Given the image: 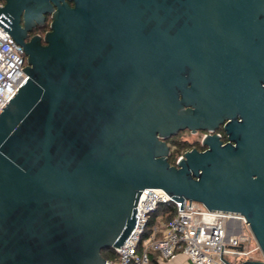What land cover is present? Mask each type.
<instances>
[{
    "label": "water",
    "instance_id": "95a60500",
    "mask_svg": "<svg viewBox=\"0 0 264 264\" xmlns=\"http://www.w3.org/2000/svg\"><path fill=\"white\" fill-rule=\"evenodd\" d=\"M49 1L44 44L0 25L27 76L0 110V264H104L144 189L240 215L263 258L244 264H264V156L208 136L170 165L166 143L221 123L188 74L264 71V0Z\"/></svg>",
    "mask_w": 264,
    "mask_h": 264
},
{
    "label": "built area",
    "instance_id": "2783aa9c",
    "mask_svg": "<svg viewBox=\"0 0 264 264\" xmlns=\"http://www.w3.org/2000/svg\"><path fill=\"white\" fill-rule=\"evenodd\" d=\"M25 66L23 48L0 28V110L26 81L22 70ZM179 205L180 202L160 189L142 190L135 207L133 230L119 248H113L116 259L105 260L104 264H150V253H155L160 261L181 253L191 264H244L263 260L240 215L210 211L187 199H183L182 209ZM162 207H172L173 215L167 221L158 218L157 225L144 236L150 216Z\"/></svg>",
    "mask_w": 264,
    "mask_h": 264
},
{
    "label": "flooded vegetation",
    "instance_id": "af4514ba",
    "mask_svg": "<svg viewBox=\"0 0 264 264\" xmlns=\"http://www.w3.org/2000/svg\"><path fill=\"white\" fill-rule=\"evenodd\" d=\"M66 2L73 7L72 2ZM36 3L32 0H0V25L7 29L26 28L23 34L24 42L38 36L44 44V34L50 30L52 15L58 7L52 1H43V8L40 10L42 19L35 20ZM25 18L31 19L32 24L24 25ZM234 68L232 63L228 70L218 72L213 83L204 79L194 80L188 74L185 89L191 104L195 106V94L197 98L204 100L206 108L219 112L221 123L213 132H178L166 142L169 155L173 149L172 142L180 140L191 145L185 152H204L208 149L203 143L204 140L208 136H215L220 147H239L246 141L250 144L252 154L264 156V71H238ZM227 129H230V134Z\"/></svg>",
    "mask_w": 264,
    "mask_h": 264
},
{
    "label": "trees",
    "instance_id": "16d2710c",
    "mask_svg": "<svg viewBox=\"0 0 264 264\" xmlns=\"http://www.w3.org/2000/svg\"><path fill=\"white\" fill-rule=\"evenodd\" d=\"M191 145L185 144L182 141H175L171 143V147L173 148L170 152V155L168 156V163L170 165H175L176 160L179 156H181L186 150L190 148ZM173 215V208L172 207H162L157 212L153 213L150 216L147 231L144 236L147 235V233L151 230L152 227L157 225V219L160 218L162 221H167L171 216ZM155 253H150V264H156L157 260L153 258V255ZM101 255L105 260L116 259V253L112 248L104 249L101 251ZM156 256V254H155Z\"/></svg>",
    "mask_w": 264,
    "mask_h": 264
},
{
    "label": "crops",
    "instance_id": "0c3cea01",
    "mask_svg": "<svg viewBox=\"0 0 264 264\" xmlns=\"http://www.w3.org/2000/svg\"><path fill=\"white\" fill-rule=\"evenodd\" d=\"M231 224H229L228 229L230 227ZM229 234H231L232 232L229 231ZM153 258H155L157 260L156 264H191V262L188 260V258L181 254V253H177L173 258H171L170 260L167 261H160L157 258V255L155 256V254L153 255Z\"/></svg>",
    "mask_w": 264,
    "mask_h": 264
}]
</instances>
